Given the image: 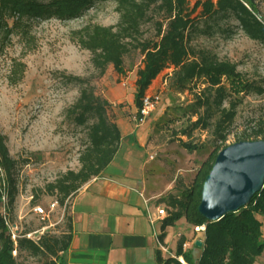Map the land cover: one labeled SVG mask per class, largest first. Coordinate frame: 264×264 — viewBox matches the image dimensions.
<instances>
[{"label": "trees", "instance_id": "trees-1", "mask_svg": "<svg viewBox=\"0 0 264 264\" xmlns=\"http://www.w3.org/2000/svg\"><path fill=\"white\" fill-rule=\"evenodd\" d=\"M97 0H0V41L12 34L28 35L29 24L35 20H74L83 16ZM118 22L115 26H85L76 31L75 42L90 53V61L99 77L109 66L124 75V57L136 50L142 55V67L136 71L133 104L138 110L152 81L164 70L169 87L183 93L190 90L193 101L187 109V127L182 135L208 130L213 136L212 150L197 168L190 184L177 195H169L163 202L168 206L160 221L158 240L165 237V228L184 218L194 228L204 226L200 256L193 261L191 253L183 250L186 239L176 242L173 258L162 259L158 264H254L264 251L262 222L264 220V184L253 195L249 204L236 213H228L216 222L206 221L199 213L202 184L221 151L237 108L249 95L264 93L262 83L251 81L237 71L236 65L220 60L206 49L195 47L198 37L233 33L231 22L248 39L264 45V0H198L192 8L187 0H114ZM199 9V12L197 10ZM150 24L154 35L144 38L143 26ZM19 64L11 71L13 83L20 80ZM65 81L80 87L79 96L66 110V119L85 131L86 143L79 154L80 168L68 170L46 186L49 195L55 196L63 206L89 180L100 176L114 159L120 145L119 128L109 115L110 103L97 94L94 87L82 77L63 75ZM200 82L201 89L196 83ZM197 89V91H196ZM192 118L195 120L192 121ZM264 140V120H258L241 141ZM187 151L196 145L183 143ZM0 166L7 180V210L11 211L16 189L11 178L14 162L9 159L4 138L0 135ZM9 223L12 224L7 213ZM65 231L59 235L43 232L37 240L27 238L31 231L17 233L14 240L0 216V264H27V258H38L41 264H65L63 254L68 250L71 235L70 216L65 220Z\"/></svg>", "mask_w": 264, "mask_h": 264}, {"label": "rangeland", "instance_id": "rangeland-1", "mask_svg": "<svg viewBox=\"0 0 264 264\" xmlns=\"http://www.w3.org/2000/svg\"><path fill=\"white\" fill-rule=\"evenodd\" d=\"M187 1L192 8L198 0ZM115 6L114 0H97L80 18L31 21L28 35L15 33L0 41V135L4 138L9 159L14 162L11 178L16 189L13 207L7 213L12 222L10 225L17 233L31 231L33 240L42 232L59 235L65 231L70 200L63 206L58 203L52 206L57 198L48 194L46 186L66 171L80 168L78 157L86 143L84 129L74 126L65 115L79 96L80 87L66 82L63 75L86 79L95 92L110 103L109 115L115 122L118 116L139 125L138 131L143 133L147 150L139 151L137 158L151 157L146 164L145 186L147 194L154 196L152 204L156 214L159 208L167 213L169 208L163 201L190 184L200 163L212 150L210 131L197 129L189 137L181 134L187 127V109L193 94L190 90L177 93L169 87L171 68L164 69L152 81L146 96L158 95L160 101L151 115L139 120L133 94L136 71L142 67V55L131 50L124 57V75L117 74L109 66L99 77L90 61V53L76 44L74 33L85 26H115L118 22ZM259 7L263 12V6ZM230 25L233 33L198 37L193 44L210 51L220 60L235 64L245 78L264 86V45L248 39L234 28V22ZM143 35L146 39L153 37L150 24L143 26ZM17 64L22 74L20 80L13 83L11 71ZM196 85L202 88L200 82ZM258 120H264V93L243 99L223 146L238 143L243 135L254 129ZM181 142L196 145L197 149L189 152L180 145ZM35 206L42 207L46 217L34 215L32 209ZM258 219L262 222L264 239V220ZM164 232L174 253V239L178 233L184 234L190 242L198 234L203 237V232L189 226L184 218L176 220ZM191 245L194 252L191 256L196 261L200 247L195 243ZM25 261L41 264L38 258ZM254 264H264V251Z\"/></svg>", "mask_w": 264, "mask_h": 264}, {"label": "crops", "instance_id": "crops-1", "mask_svg": "<svg viewBox=\"0 0 264 264\" xmlns=\"http://www.w3.org/2000/svg\"><path fill=\"white\" fill-rule=\"evenodd\" d=\"M116 124L121 140L114 159L70 199L72 239L62 256L65 264H158L157 253L163 260L174 257L172 243L166 237L158 240L162 218L153 210L154 196L146 192L150 156L137 158L139 151L147 150L143 133L122 117L117 116ZM198 235L190 242L178 233L174 241L183 236V250L194 253L191 244L203 240Z\"/></svg>", "mask_w": 264, "mask_h": 264}, {"label": "water", "instance_id": "water-1", "mask_svg": "<svg viewBox=\"0 0 264 264\" xmlns=\"http://www.w3.org/2000/svg\"><path fill=\"white\" fill-rule=\"evenodd\" d=\"M264 184V140L242 141L217 154L201 191L198 213L216 222L247 206ZM201 247L202 243L195 242Z\"/></svg>", "mask_w": 264, "mask_h": 264}, {"label": "built area", "instance_id": "built-area-1", "mask_svg": "<svg viewBox=\"0 0 264 264\" xmlns=\"http://www.w3.org/2000/svg\"><path fill=\"white\" fill-rule=\"evenodd\" d=\"M159 96L153 95V96H144L142 99L141 107L136 110V116L139 120L146 119L151 113L156 109V106L159 104ZM151 158V157H150ZM7 183L4 171L2 167L0 166V216L5 222V225L8 227L11 233V239L14 240L17 234V231L14 229L12 225H10L8 218H7ZM57 202H54L52 206H55ZM34 215L44 218L46 217L45 211L40 206H35L32 209ZM157 217L158 218H164L166 216V213L163 209H157ZM197 231L203 232L204 226H200L196 228ZM43 233V232H42ZM40 233V235L42 234ZM27 238H30V234L26 235ZM37 240V239H36ZM183 248H185V244L183 245ZM179 262L182 264H185L181 258H178Z\"/></svg>", "mask_w": 264, "mask_h": 264}]
</instances>
